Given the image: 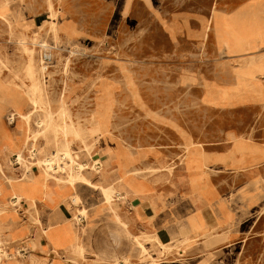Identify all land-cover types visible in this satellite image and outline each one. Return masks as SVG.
Listing matches in <instances>:
<instances>
[{
	"label": "rangeland",
	"instance_id": "1",
	"mask_svg": "<svg viewBox=\"0 0 264 264\" xmlns=\"http://www.w3.org/2000/svg\"><path fill=\"white\" fill-rule=\"evenodd\" d=\"M146 1L134 0L128 14L127 10L123 13L127 16L116 22L115 17L110 21L115 0H9V10L5 3L0 4L2 77L27 91L32 85L27 70L33 64L40 78V101L31 120L28 142L35 136L37 140L33 145L24 143L21 149L28 162L25 159L20 164L27 172L20 176L19 169L13 165V157H17L18 152L0 162V264H63L60 257L64 256L65 264H88L101 256L107 261L96 258L94 264L99 261L101 264H264V171L261 177L260 171L255 169L251 172L236 170L232 177L219 179L224 189L232 193L241 191L243 183L250 180L245 190L251 192V208L238 209L235 205L234 222L228 226V233L211 232L201 221L202 217L198 220L199 217L191 214L187 216V228L199 231L198 239L201 240H192L185 231L182 237L174 234L171 243L164 241L157 231L131 233L128 223L123 218L126 223L118 221L109 210L102 217L104 223L92 225L88 222L92 211L99 215L105 208L101 203L104 193L99 185L117 186L113 188L116 199L113 203L120 214L117 199L126 196L121 179L128 175L153 177L164 182V188L174 187V176L183 163L193 170L195 164L199 167L200 162L209 161L202 150H221V143L234 146V143L250 141L258 147L264 144V85L252 79L257 78L258 72L244 73L234 67L241 59L229 58L222 48L217 50L211 38L200 42L172 37L167 28V12L175 8L170 6L172 2L152 0L155 8H148ZM197 2L207 5L206 0ZM56 17L63 18L64 28L58 29ZM43 61L47 69L41 74L39 66ZM245 75H250L252 80H244ZM247 83L250 85L245 86ZM62 95L68 108L67 120L72 119L77 127L84 129L80 137L69 136V148L75 160L83 163V167L88 166L83 169L86 178L78 180L75 187L86 196L93 193L101 198L92 202L89 209L78 192L70 194L74 218H85L79 223L83 237L73 238L67 233L71 240L64 243L52 238L59 228H73L72 220L45 226L38 201L35 205L26 201L34 209L22 211V215L34 226L40 224L41 233L55 245L49 252L53 258L39 261L25 249L22 251L28 258L23 256L22 246L17 245L21 240L14 246L8 240L16 236L15 229L23 227L20 222L9 219L20 215L22 205L21 201L13 211L11 197L13 189L20 193L30 181L39 182L46 173H54L62 181L60 192L53 188L46 190L50 200H55L59 194L65 196L73 189L68 179L79 166L69 161L65 150L57 145L62 135L44 122L50 103L57 106ZM7 97H0V100L7 103ZM54 116L60 120L58 112H54ZM7 117L8 113L4 114L6 125L17 131L20 129L18 132L25 138L22 121L16 119L9 124ZM98 121L105 128L91 138L85 130ZM31 148H35V159L40 164L34 171L29 158ZM145 149L150 150L152 156H145L141 151ZM233 149L223 159L239 164ZM131 151L137 154L132 155ZM143 156L149 160L133 166L134 161ZM46 158H51L49 165L47 161L44 165L41 162ZM254 158L252 160L257 162ZM96 162L100 167L97 168ZM54 163L58 165L55 170ZM116 164L120 165L117 169ZM207 169L216 172L213 167ZM191 183L198 186L199 179L192 177ZM37 187L43 189L41 184ZM116 193L121 196L116 198ZM95 205L98 207L94 209ZM110 216L130 235L108 220ZM34 239L32 234L28 240L33 242V249L37 244ZM80 241L84 250L77 247ZM223 241L225 245L217 246ZM38 242L46 246L41 238ZM139 242L145 245L146 251L141 250ZM105 253L113 259L104 258ZM207 256L209 259L204 258Z\"/></svg>",
	"mask_w": 264,
	"mask_h": 264
},
{
	"label": "crops",
	"instance_id": "2",
	"mask_svg": "<svg viewBox=\"0 0 264 264\" xmlns=\"http://www.w3.org/2000/svg\"><path fill=\"white\" fill-rule=\"evenodd\" d=\"M7 1L9 0H0V4L5 3L9 10V3ZM169 2H172L170 6L175 7L167 12L169 18L167 28L172 37L200 40V42L203 39L211 38L216 44L215 48L217 50L222 48L229 58L241 59V62H237L234 67L240 68L244 73H249V71L258 72L259 74H255L257 78L252 79L260 80L262 85H264V0H206V6L202 2H197V0H170ZM133 3L134 0H115L110 21H113L114 17L116 22L118 18L127 16ZM146 5L148 8L151 6L155 8L152 0L146 1ZM204 7L206 10L203 9ZM125 10H127V14L124 16ZM243 79L252 80L250 75H245ZM244 85L249 86L250 83ZM258 85L260 86L261 84ZM8 108H11L10 104L0 100V162L7 161L10 155H14L17 150L25 147L23 145L24 135L22 136L18 132L20 129L17 131V129L6 125L4 121V114L7 113ZM220 145L221 147L223 146L221 150H210L208 152L202 150L209 161L200 162L199 167L195 164L193 170H189L183 163L174 176V187L169 186L168 188H164V182L161 183L156 178L145 176L144 178L140 176V179L134 176L135 179L130 186L123 184L126 189V191L124 190L126 196L124 199H117L118 210L121 217L128 223L130 232L145 230L143 232L155 233L157 231L164 241H172L174 234L177 233L182 237L183 231H185L192 240H201L198 239L199 231L188 230L187 228V216L191 214L199 217L198 220L202 217V222L209 227L211 232L217 230L218 234L228 233V226L234 222L235 205L237 204L238 209L251 208V192L249 189L245 190L250 180L243 183L241 191L232 193L224 189V185H222L221 181L219 182V179L232 177V173L236 170L239 172H251L253 169L256 172L260 171L259 176L263 177L264 144L260 146L262 150L250 141L234 143V146L233 143L230 145L221 143ZM232 147L234 148V154H237L236 157L239 158L237 161L239 164H234L235 161L232 162V159H223L229 155ZM141 151H143L145 156H152L150 150L145 149ZM133 153L136 154L137 151ZM253 156L257 159V162L252 160ZM147 160L149 159L144 158V156L139 157L134 161L133 166L140 161L144 162ZM29 163L31 162L29 161ZM115 166V169H117L120 165L116 164ZM207 167H210V169L211 167L215 168L216 172L208 170ZM255 175L258 176V174ZM192 177L199 179L198 186L192 185ZM51 180L49 184L53 186L55 182L53 179ZM29 186L31 185L29 184ZM201 187L209 190L203 191ZM22 190H20V193ZM72 192H78L82 203L87 204L89 209L92 208V202L98 201L101 198L93 193L86 196L76 186L75 189L70 190L65 196L59 194L55 200H50L46 196L47 192L38 197V210L40 209L43 213L45 226L63 222L66 219L72 220L73 229L82 239L83 235L79 223L83 222L85 218L84 216H81L80 219L74 218L73 212L75 208L70 203V194ZM38 193L40 194L41 191H38ZM26 201L31 200H25V198L22 200V205L19 207L20 215L18 217H9V219L13 218L15 221L20 222L23 227L15 229L14 233L16 236L10 237L8 240L12 242V246L17 244V240H21L17 245L22 246L20 251L27 258L26 252L28 254L32 252L39 261L42 259H52L53 255H50L49 252L51 248H55L53 242L41 233L40 224L34 226L30 220L25 219L26 215H22L24 212L34 209ZM115 201L116 199L113 200V202ZM101 203L105 204L103 200ZM97 205L93 208L95 209ZM113 205L115 206V203ZM109 212L108 209H104L101 214L94 215L92 211L90 213L92 218L88 219V222L92 225L102 224L104 223L103 215ZM111 218L110 216L108 220H111ZM76 219L77 221H74ZM176 219H179V221H173ZM111 221L122 232L129 234L120 224L116 223L113 219ZM32 234L35 237L34 242L37 243L34 249L32 248L33 242L28 241ZM40 238L45 241L46 246L39 245L38 240ZM118 243L121 244V242ZM225 244L226 241H223L218 243L217 246ZM24 249L26 252L22 251ZM57 249H62V247H57ZM104 256V258L113 259L108 253H105ZM64 257H60L63 264H65ZM67 257H70V254ZM208 257L204 258L209 259ZM96 258L97 260L107 261L102 259L101 256L93 258V261L88 264H94ZM99 264H101L100 261Z\"/></svg>",
	"mask_w": 264,
	"mask_h": 264
},
{
	"label": "bare ground",
	"instance_id": "3",
	"mask_svg": "<svg viewBox=\"0 0 264 264\" xmlns=\"http://www.w3.org/2000/svg\"><path fill=\"white\" fill-rule=\"evenodd\" d=\"M55 14V13H54ZM17 17V16H16ZM18 20V19H17ZM64 20L63 18L61 17H56V21H55V24L56 26L58 27V29H61V28H64ZM44 30V29H43ZM12 35V34H11ZM29 41V40H28ZM44 46H46L45 44L43 43H40ZM39 44V45H40ZM73 51V50H72ZM59 52V51H58ZM40 56V54H39ZM47 56V54H46ZM43 57V56H42ZM31 58V57H30ZM44 58V57H43ZM48 58V56L46 57ZM7 60V59H6ZM47 60V59H46ZM80 60V59H79ZM16 62V61H15ZM35 62V61H34ZM37 63V62H36ZM41 63V62H40ZM44 61L42 62V64L39 66V70L41 72V74H43L45 72V70L47 69V66L43 64ZM77 63V62H76ZM2 63H0V88L2 89L1 90V93H0V97L1 98H5L7 96V103L10 104L11 108H8L7 109V113H8V116L12 115L14 119H10L9 120V124H13V122H15L16 119H19L20 121H22V129H23V132H25V138H23L24 140V143L27 144L29 143V145H33L34 141L37 140V137L35 136V138L32 140L29 141V139L31 138L30 136V124H31V120L33 118V115L36 111V109L38 108V103L40 101V97H39V91H40V85H38V80L40 78H38L37 74L36 73V68L34 67L33 64H30L29 65V69L27 71H29V78L30 80L32 81V85L28 88L27 91L25 90H22L19 85H12V84H9L3 77H2V71H3V67H1ZM64 65V64H63ZM62 65V66H63ZM68 65V62L67 64ZM87 65V64H86ZM85 65V66H86ZM26 67V66H25ZM37 67V66H36ZM69 67V66H68ZM88 67V66H87ZM4 68L7 69V67L5 66ZM27 68V67H26ZM26 70V69H24ZM26 71V72H27ZM66 71V70H65ZM39 72V74H40ZM52 74V73H51ZM64 74V73H63ZM77 75V74H76ZM27 76V75H26ZM43 78V77H42ZM64 78V77H63ZM28 79V78H27ZM68 79V78H66ZM11 80V79H10ZM24 80V79H23ZM64 80V79H63ZM25 81V80H24ZM12 82V80H11ZM44 82V81H43ZM43 85V84H42ZM22 86V85H20ZM43 88V87H42ZM42 92V91H41ZM20 95H23V98L20 97ZM16 96V97H15ZM45 96V95H43ZM46 98V97H45ZM45 103V102H44ZM42 104V103H41ZM57 106H54L53 104L50 103V109L49 111L47 112V115H46V119L44 120L45 124L47 127L49 126H52L54 131L56 132V134H61L62 135V138L60 141L57 142V145H60L62 147L61 150H65V154L66 156L69 158V161H71L72 163H75V164H78L79 167H77V170H75L74 172L72 171L70 176H69V184L71 185V187L73 189H75V184L77 183L78 180L80 179H83V178H86L83 174V169L85 167H83V163L80 164L78 163L72 152L70 151L71 149L69 148V144L70 143V139H69V136H73V137H80L81 134L83 133L84 129L81 128V127H77L72 119L69 121L67 120V117H68V114H67V106L65 105V101H64V95H62L59 99V101L56 102ZM31 105V106H30ZM44 105V104H42ZM47 105V104H46ZM28 106H30L31 108H28ZM40 107V106H39ZM54 112H58L59 113V118L60 120H56L55 119V116H54ZM40 114V113H39ZM44 114V113H43ZM37 115V114H36ZM70 115V114H69ZM38 116V115H37ZM78 116V115H77ZM70 117V116H69ZM37 118V117H36ZM38 121V120H37ZM41 122V121H40ZM43 127V126H42ZM41 127V128H42ZM40 128V129H41ZM105 128V125L98 121L96 122L95 124H93V126H91L90 128H88L86 131L87 135H89L91 138H95V133H98L99 131H102L103 129ZM45 129V128H44ZM42 131V130H41ZM43 132V131H42ZM29 133V134H28ZM33 133V132H32ZM35 133V132H34ZM33 133V135H34ZM38 133V132H37ZM41 132H39L40 134ZM28 134V136L26 135ZM37 135V134H36ZM99 136V135H98ZM56 137V136H55ZM50 143V142H49ZM129 147V146H128ZM49 148V147H47ZM2 151V150H1ZM18 152V156H17V160H19V162H23V160H25V155H24V152L23 150L19 149L17 150ZM47 152V151H46ZM57 152H60V151H57ZM56 152V153H57ZM2 153V152H1ZM15 154V153H14ZM60 154V153H59ZM131 154V153H130ZM134 153H132L133 155ZM137 154V153H136ZM58 155V154H57ZM31 156V155H30ZM64 156V155H63ZM243 156V155H242ZM57 157V156H56ZM65 157V156H64ZM241 158V157H240ZM255 159V158H254ZM27 162H28V159H26ZM55 160V159H54ZM63 160V159H62ZM61 160V161H62ZM257 160V159H256ZM38 161V160H36ZM47 161V165L50 164V161H51V158H46L44 160H42V164L44 165V162ZM56 161V160H55ZM59 161V160H58ZM238 161V160H237ZM31 162V161H30ZM70 165V164H69ZM28 166V165H27ZM30 166V165H29ZM50 167V166H49ZM76 167V166H75ZM88 167V166H87ZM51 168V167H50ZM48 168V169H50ZM125 168V167H124ZM135 168V167H134ZM141 168V167H140ZM4 169V168H3ZM56 168H54L55 170ZM63 170V169H62ZM136 170V169H135ZM2 171V170H1ZM137 171V170H136ZM4 172V171H3ZM130 172V171H129ZM139 172V171H138ZM43 173V172H42ZM45 173V172H44ZM1 174V173H0ZM34 174V173H33ZM6 176V175H5ZM10 176V175H8ZM32 177V176H31ZM22 179V177H21ZM50 179H53L55 184L52 186L49 184V180ZM134 176L133 175H128L126 176L124 179H121L122 180V184L124 185H128L130 186L132 184V182L134 181ZM16 180V179H15ZM10 182V180H9ZM26 182V181H25ZM29 182V180H28ZM26 182V183H28ZM51 182V181H50ZM61 182L59 177L55 176L54 173H46L43 175V178H41V181L40 182H37V181H30L28 183V185H26L22 192L21 193H17L14 189H13V195L11 197V204L13 205V211L16 209V207H19L18 205L21 204V201L25 198L26 200H31L32 203H35L37 202V197H41L43 194H45V191L49 188H53V189H56L58 192L61 191ZM18 183V181H17ZM21 183V182H20ZM29 184H31V186H29ZM38 184H41L43 187V189H38L37 185ZM53 184V183H52ZM22 185V183H21ZM20 185V186H21ZM2 185H0L1 187ZM9 186V185H8ZM11 187H13L11 185ZM11 187H9L11 189ZM100 189V191H102L104 193V195L102 196V199H103V203H105V210H109L110 212L113 213V215L115 216V218L118 220V221H123L122 220V217L119 213H117L115 211V208H114V205H113V200L114 197H113V190L117 188L116 187H111V186H106V185H99L98 187ZM114 188V189H113ZM51 190V189H50ZM38 191H41V193L39 194ZM47 192V191H46ZM55 193V192H54ZM11 194V193H10ZM16 198V199H14ZM75 202V201H74ZM218 204V203H217ZM33 205V206H34ZM103 209V211H104ZM2 210V209H1ZM84 211H87V208H84ZM35 212V211H34ZM98 213V212H97ZM101 214V210L99 212ZM37 214V213H36ZM96 215V214H95ZM38 219V218H37ZM170 221V220H169ZM173 221H179V219H176V220H173ZM202 221V220H201ZM124 222V221H123ZM126 223V222H124ZM45 230V229H44ZM67 233H71L72 237L75 238L77 237L78 235L76 234V231L73 229V228H69V227H65V228H59L57 233H55V238H52L53 241L55 239H57L58 242H68V240H71L69 239V237L67 236ZM152 235V234H151ZM206 235V234H205ZM210 235V234H209ZM67 238H66V237ZM149 237V236H148ZM156 237V236H155ZM177 237V236H176ZM180 238V237H179ZM169 243H171L172 241H168ZM180 243V242H179ZM140 247H141V250L142 251H146V247L144 244L140 243ZM78 249L79 250H84L85 249V246L84 244L82 243V241H80L77 245ZM2 248V243H0V249ZM148 261V260H147ZM151 263V262H150Z\"/></svg>",
	"mask_w": 264,
	"mask_h": 264
},
{
	"label": "built area",
	"instance_id": "4",
	"mask_svg": "<svg viewBox=\"0 0 264 264\" xmlns=\"http://www.w3.org/2000/svg\"><path fill=\"white\" fill-rule=\"evenodd\" d=\"M7 119H8V121H9L10 119H14V118H13L12 115H10V116L7 117ZM31 152H32V156H29L30 160H31L32 163H33L32 166H31V169H38V168L40 167V164H38V162H37L36 159H35V153H36L35 148H31ZM62 158H63V157H62ZM13 165L17 166V169H20V170L18 171V174H19V175H22V174H24L25 172H27L26 169L23 168V167L21 166V164H20L19 160H17V157H16V156L13 157ZM95 165L97 166V168L100 167L99 163H97V162H96ZM53 166H55L56 169H57V167H58V165L55 164V163L53 164ZM85 168H87V167H85ZM85 168H84V169H85ZM115 196L120 197L121 195H120V193H116ZM117 197H116V198H117Z\"/></svg>",
	"mask_w": 264,
	"mask_h": 264
}]
</instances>
